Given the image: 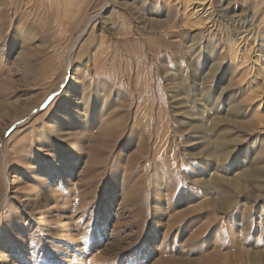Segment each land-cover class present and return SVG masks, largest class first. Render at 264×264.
Here are the masks:
<instances>
[{
    "label": "rangeland",
    "instance_id": "374dc122",
    "mask_svg": "<svg viewBox=\"0 0 264 264\" xmlns=\"http://www.w3.org/2000/svg\"><path fill=\"white\" fill-rule=\"evenodd\" d=\"M0 264H264V0H0Z\"/></svg>",
    "mask_w": 264,
    "mask_h": 264
},
{
    "label": "bare ground",
    "instance_id": "6f19581e",
    "mask_svg": "<svg viewBox=\"0 0 264 264\" xmlns=\"http://www.w3.org/2000/svg\"><path fill=\"white\" fill-rule=\"evenodd\" d=\"M52 7L51 6H49V9H51ZM95 16H97V15H95ZM92 18L93 17H91V19L90 20H92ZM94 20V19H93ZM90 21H88L87 23H89ZM103 25H104V23H103ZM34 28V27H33ZM85 30H86V28H84V30H82L81 32H80V34L78 35V37H77V40L79 39V38H81L82 37V35L85 33ZM22 31V30H21ZM21 33V32H20ZM35 35H37V34H35ZM31 36V35H30ZM40 36V35H39ZM32 37V36H31ZM29 39H31V38H29ZM40 39H42V38H40ZM43 40V39H42ZM76 40V41H77ZM43 42V41H42ZM38 42H37V39H34V40H32L29 44H31V46H33V48H38V47H40L41 45H38L37 44ZM27 44V43H26ZM28 44V45H29ZM75 44H76V42H75ZM74 44V45H75ZM44 46H46V45H44ZM48 46V45H47ZM46 46V47H47ZM25 47V46H24ZM43 47V46H42ZM32 48V47H31ZM24 49V48H23ZM46 49V48H45ZM44 49V50H45ZM25 50V49H24ZM32 50V49H31ZM42 50V49H41ZM23 51V50H22ZM46 51V50H45ZM48 53V52H47ZM20 54V53H19ZM19 54H17V57H18V55ZM23 54V53H22ZM49 54V53H48ZM44 55V54H43ZM42 55V56H43ZM47 55V54H46ZM98 55H96V57H97ZM17 57H15V59H18ZM36 57V56H35ZM46 57V56H45ZM93 58H94V56H93ZM101 60V59H100ZM28 61V60H27ZM95 62H96V60H95ZM43 64V63H42ZM103 65V64H102ZM101 66V65H100ZM99 66V67H100ZM69 80H71V82H70V84L68 85V88H66V91H65V93H64V95H63V97H62V99H61V101H60V105L57 107V111L58 112H60L62 109H63V105H64V102L67 100H70V98L71 97H73V98H71V100H70V102H71V105H70V107H72V109L75 111V112H77V113H79V109H81L82 108V106H83V103H82V101L80 100V98L78 97V95H79V90H80V83H79V81H78V79H75V78H71V79H69ZM62 88V87H61ZM121 88V87H120ZM83 91V90H82ZM91 94V93H90ZM132 95V94H131ZM95 99V98H94ZM49 103V102H48ZM47 103V104H48ZM43 105V104H42ZM98 105V104H97ZM131 105V104H130ZM53 106V105H52ZM88 108H89V106H88ZM96 108V107H95ZM97 109V108H96ZM115 111H116V109H115ZM86 113V112H85ZM92 113V112H91ZM110 113V112H109ZM115 113H117V112H115ZM112 114V113H111ZM118 114V113H117ZM78 115V114H77ZM125 115V114H124ZM53 116H55V117H53V119L54 118H56L58 115L56 114V113H54L53 114ZM87 117V116H86ZM105 117V116H104ZM120 118V117H119ZM57 119V118H56ZM87 119V118H86ZM16 121V120H15ZM57 121V120H56ZM102 121H103V119H102ZM101 122V121H100ZM120 122V121H119ZM14 123V121H12V122H9V124L7 125V127L6 128H8V127H10L12 124ZM24 123V122H23ZM48 123V122H47ZM54 123V122H53ZM121 123V122H120ZM65 124V123H64ZM81 124V123H80ZM102 124V123H101ZM107 123H105V125H106ZM110 124V123H109ZM79 125V124H78ZM65 126V125H64ZM109 126V125H108ZM102 127H104V126H102ZM67 128V127H66ZM57 129H59L58 131H57V133H56V135L60 138V139H65V140H73V141H75L76 142V140H77V142H76V144L78 145V148L80 149V151L82 152V153H84L85 155L87 154V153H90V152H92V150H94L93 148H97L96 146H98V145H103L104 143L103 142H101V141H96L95 140V142H93V143H89V145H87V146H84L81 142H82V139L81 138H77L78 136L76 135V133L75 132H73V131H71V130H61L60 129V126H59V128H57ZM101 130V129H100ZM102 132H104V133H107V126L102 130ZM38 133V132H37ZM97 133H99V132H97ZM55 135V136H56ZM97 135V134H96ZM39 137H41V136H39ZM100 137V136H99ZM109 137V136H108ZM94 140V139H93ZM38 142V141H37ZM44 144V143H43ZM102 147V146H101ZM48 149V148H47Z\"/></svg>",
    "mask_w": 264,
    "mask_h": 264
}]
</instances>
